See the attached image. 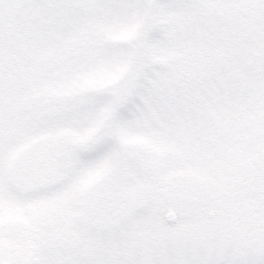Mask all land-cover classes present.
Returning a JSON list of instances; mask_svg holds the SVG:
<instances>
[{
  "label": "snow or ice",
  "instance_id": "6c2138e0",
  "mask_svg": "<svg viewBox=\"0 0 264 264\" xmlns=\"http://www.w3.org/2000/svg\"><path fill=\"white\" fill-rule=\"evenodd\" d=\"M0 264H264V0H0Z\"/></svg>",
  "mask_w": 264,
  "mask_h": 264
}]
</instances>
